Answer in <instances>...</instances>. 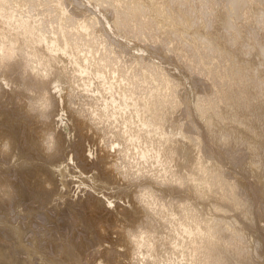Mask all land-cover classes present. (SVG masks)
I'll use <instances>...</instances> for the list:
<instances>
[{
    "label": "bare ground",
    "instance_id": "obj_1",
    "mask_svg": "<svg viewBox=\"0 0 264 264\" xmlns=\"http://www.w3.org/2000/svg\"><path fill=\"white\" fill-rule=\"evenodd\" d=\"M9 94L25 101L19 109L26 113L24 123L14 103L0 107L4 147L12 141L10 157L17 158L16 187L8 181L1 188L19 196L14 213L31 217L50 200L49 190L35 187L43 165L33 163L36 154L23 141L58 103L72 119H85L69 126L59 115L69 138L85 127L112 151L109 162L96 159L91 169L73 156L75 172L51 164L61 188L70 177L100 194L115 176L133 188L102 192L118 223L116 241L91 260L81 249L103 228L83 215V204H55L69 215L54 212L43 221L50 230L39 233L35 220L14 226L18 216L6 218L13 211L7 204L0 264H264V236L253 228L255 221L264 230V0H0V99ZM41 125L37 143L45 154L57 134ZM240 160L243 169L227 166ZM99 163L115 174L101 173ZM115 200L130 211H115Z\"/></svg>",
    "mask_w": 264,
    "mask_h": 264
},
{
    "label": "rangeland",
    "instance_id": "obj_2",
    "mask_svg": "<svg viewBox=\"0 0 264 264\" xmlns=\"http://www.w3.org/2000/svg\"><path fill=\"white\" fill-rule=\"evenodd\" d=\"M200 86H201V89L202 90H208V86H207V84L206 83H204V82H202L201 84H200ZM4 89L5 90H8L9 91V89L8 88H5L4 87ZM6 96H8V97H6ZM10 96V97H9ZM20 96H18V98H16V96H14L13 94H9V95H4V97L3 98H1L0 99V102H1V106L0 107H12L13 106V103H14V105L15 106H13L14 107V109L16 108V110H18L19 111V113H21V111H22V109H19L20 108V106H22V105H24V103H25V101L24 100H20V102H19V98ZM6 98V99H5ZM16 98V99H15ZM10 99V100H9ZM15 99V100H14ZM77 98H75V100H76ZM16 100H17V102H19V103H17L16 102ZM16 102V103H15ZM2 105H4V106H2ZM16 105H18V106H16ZM26 108V107H25ZM61 108H62V105L61 104H59L58 103V105L57 106H52L51 108H49L50 109V111H49V114H48V116H45V118H40L39 119V121L37 120V121H35L34 122V124L33 125H31L30 126V128H29V130H28V137H27V139L26 140H24L23 141V144H25L24 145V148L25 149H27L28 147H29V150H28V153L29 154H31V157L32 158H34L35 159V157H33L32 155L34 154H36L35 156H36V158L37 159H39L40 160V162H38L39 160H34L33 161V163L35 164V165H39V166H42L43 165V167H42V169H40L39 170V172H42V173H40V174H38V176H39V178H37L36 179V177L34 178V179H36V181L39 183V184H37L35 187H37L38 185H40L39 187L40 188H42V185H43V189H46V190H49V194H48V198L50 199V200H48V203L44 206V207H42V206H40L39 207V209H37V210H41L42 209V211H37V210H35L34 211V213H33V215L30 217L29 216V214L27 213V212H20V210H17V212H15L14 213V211H16V209H15V206H14V204L15 203H18L19 202V200H18V197L16 198V194H15V190H14V188L16 187V185H17V183L15 182V172L16 171H13L12 172V170L13 169H15V170H17L18 168H17V165L16 164H14V161H15V159H17V158H15L14 160H12V158L10 157L11 156V154H12V147L14 146L13 144H12V141H10V146L9 147H4V142L6 141V134H8V131H7V129H5L4 127H2L1 125H0V136L2 137L1 139H0V149L3 151L2 153V155H0V171H3L0 175H1V177H0V185H1V181H2V185H3V187H7V182L8 181H11V183H12V185H13V187H10V188H8V189H6V190H4V189H1V188H3V187H0V211H2L3 213H0V215H4L5 214V212L6 211H4V208H6L7 209V204H9L8 205V210L9 211H12V214H9V215H6V218L7 219H10L11 220V218H13V217H15V216H18V218H16V220H15V223H14V226H16L17 224H19V223H21V224H25L26 222H32V221H36V222H39L38 224H39V228L38 229H35L36 230V232H38V231H41V230H39V229H42V230H46V231H49L50 230V226L51 225H44V220H45V218L47 219H49L50 217H49V215H54L55 213H56V216L55 217H58V219H65V217H67L68 215H65L66 214V207H64V205L63 206H59V207H56V205L55 204H62V202L64 201V200H66V201H71V202H73L74 204H76V205H78V206H81L82 204V206H83V208H84V214L83 215H85V216H87V217H91V216H93V219L95 220V221H97V222H100V226L103 228V231L100 229V228H96V236H97V239L94 241V242H90V247L89 246H87V249H85V250H82L81 249V255L82 256H84V257H86V259H88V260H91L92 259V257H93V254L95 253V251H102L104 248L106 249V248H109L110 247V245H111V242H115L116 241V236L112 233L113 231L112 230H114L113 228L115 227V226H117L118 225V223H117V221H116V218L114 217V210H113V208H108V206H107V204H106V202H105V199L101 196V194H102V192H103V194H107V196H110V194H111V196H114V195H116V194H118V193H120L121 191H129V188L130 189H132L133 187H131V186H129V184L128 183H126V181H124V180H119V178L117 177V176H115V178H114V184H113V186L111 185V186H107V188L106 189H100L99 187H97L96 189L98 190V189H100V191H99V193L100 194H97V193H95V192H93L91 189L89 190V189H86L85 191L84 190H82L83 189V187H79V188H77V185L75 184V183H70L71 181H77V179H72V178H70V177H67L65 180L67 181V184H66V188L65 189H62L61 188V186H60V178L58 177V176H56L55 174H52V172H51V169H52V166H50L51 164H53V165H57L58 163H60V162H63V163H67V164H69V170L72 172H75L76 170L74 169V166L72 165V163L68 160L71 156H73L74 157V159L78 162L80 159H85L84 161H86V163H87V168L89 169H91L92 168V166L94 165V162H96L97 160L96 159H101V163H105V162H109L110 161V159H112L109 155H111L112 154V151H110V152H108V150L107 149H105V148H102V146H101V144H98V141H97V137H96V135H94L93 134V131H89V130H87V128H85L84 126V128L83 129H81V130H76V132H72V134H71V138H69L67 135H66V133L64 132V135H65V139H66V141H67V143L68 144H66V145H68V146H65V151H66V154H67V159H64V157L63 156H61L60 154H59V152L57 151V145H58V138H59V134H60V132H61V129H60V125H59V123H58V121H59V115H63V117H62V119H65V116H67V118L70 120V121H68V124H69V126L72 124V123H75L76 121H82V122H84L85 121V119L84 118H82V117H76V119L74 120V119H72L71 117H70V115H68V114H65L64 112H61ZM48 109V110H49ZM53 109V110H52ZM57 109V110H56ZM2 111H3V109H1ZM2 111H0V113H2ZM25 111V110H24ZM24 111H22V117H21V121H23L24 120V116L26 115V113L24 112ZM56 111V112H55ZM58 113V114H57ZM57 114V115H56ZM55 116V117H54ZM53 117V118H52ZM2 120V117H1V115H0V123L1 122H4L3 120ZM45 122L46 124H47V126H49L50 128H53L54 129V132H55V135L57 134V139H56V141H55V143L51 146V148H50V150L49 151H46L45 152V154H43V153H41L39 150H40V144H39V146H38V141H39V136H40V134H39V131L41 130V128L40 127H42V122ZM52 121V122H51ZM24 122V121H23ZM24 123H26V122H24ZM56 125V126H55ZM54 126V127H53ZM40 129V130H39ZM4 131V132H3ZM58 131V132H57ZM32 132H35V135H33L32 134ZM84 133H86V134H84ZM3 134V135H2ZM31 134V135H30ZM5 135V136H4ZM34 136V137H33ZM38 136V137H37ZM95 136V137H94ZM4 138V139H3ZM34 139V140H32V139ZM9 139H11L10 137L9 138H7V140H9ZM28 140H31L32 142V144H30L29 142H28ZM4 141V142H3ZM97 141V142H96ZM38 142V143H37ZM29 143V144H28ZM76 144H78V145H76ZM39 147V148H37V146ZM91 145V147H92V151L94 152V154L93 155H89L88 154V147ZM11 147V148H10ZM32 147V149H30ZM55 148V149H54ZM39 149V150H38ZM95 149H96V151H95ZM102 149V151H99V150H101ZM35 150V151H34ZM32 151V152H31ZM37 152V153H36ZM8 154L7 156H6V154ZM100 155H99V154ZM104 153V154H103ZM106 153H107V155H106ZM111 153V154H110ZM28 154V155H29ZM43 154V155H42ZM238 154H240L239 155V159H246V154H247V152L245 151V150H243V149H239V151H238ZM100 157H99V156ZM97 157V158H95V157ZM104 156V157H103ZM99 157V158H98ZM8 158V159H7ZM91 158H93V160H91ZM6 159V160H5ZM41 159H42V161L44 162H42L41 161ZM87 159V160H86ZM103 159H104V161H103ZM106 159H109V160H106ZM2 160V161H1ZM5 160V161H4ZM20 161H21V159H19L18 161H17V163H20ZM46 161V162H45ZM49 161V162H48ZM5 162V163H4ZM7 163V164H6ZM101 163H99V165L98 166H101V167H103L102 169H103V171H102V169H101V173L103 172L104 174H105V172L106 171H108V172H106V174L105 175H107V176H111V174L113 173V175L115 174L114 172H112L111 171V168L109 167V165H104V164H101ZM3 164H5V165H3ZM101 164V165H100ZM244 164V161L243 160H240L239 161V163H237V165H235V166H229V165H227L228 167H233L234 169H243V167H242V165ZM8 166V167H7ZM10 166H12V167H10ZM47 167V168H46ZM73 167V168H72ZM45 168V169H44ZM105 168V169H104ZM8 169V170H7ZM43 169H44V171H43ZM47 170V171H46ZM48 174V175H46V173ZM5 173H7V175L5 174ZM9 173V174H8ZM5 174V175H4ZM2 175H3V177H2ZM8 175H9V177H8ZM14 176V177H12V176ZM11 176V177H10ZM4 178H6L5 180H4ZM11 179V180H10ZM34 179H32V178H29L28 179V181L29 182H31L32 180H34ZM40 180V182L42 183H40L39 182V180ZM116 180V181H115ZM119 180V181H118ZM5 181V182H4ZM14 181V182H13ZM70 181V182H69ZM11 183H10V185H11ZM69 184H70V188H68L69 187ZM74 184V185H73ZM32 185V184H31ZM126 185H128V186H126ZM44 186H45V188H44ZM33 187V186H32ZM116 187V188H115ZM13 188V189H12ZM71 188H73V189H71ZM122 188V189H121ZM12 189V190H11ZM81 189V190H80ZM126 189V190H125ZM2 190H3V192H2ZM11 190V191H10ZM7 193H6V192ZM62 192L63 194H65L64 195V198H63V200H60V199H57L58 197H57V193L58 192ZM73 191V192H72ZM5 192V193H4ZM13 192V193H12ZM86 192H88L87 193V197H86ZM90 192V193H89ZM110 193V194H109ZM77 194V195H76ZM84 194H85V196H84ZM53 195V196H52ZM94 195V196H93ZM98 195V196H97ZM93 196V197H92ZM5 197V198H4ZM9 197H11V198H16V199H14V200H12V199H8ZM96 197H98V199L96 198ZM71 198V199H70ZM81 200H80V199ZM2 199V200H1ZM84 199V200H83ZM8 200V201H7ZM9 200H10V202H9ZM12 200V201H11ZM74 200V201H73ZM80 200V201H79ZM82 200H83V202H82ZM13 201H14V203H13ZM54 201V202H53ZM76 201V202H75ZM77 201H79V202H77ZM118 201V202H117ZM3 202V203H2ZM7 202V203H6ZM98 202H100V203H98ZM103 202V203H102ZM115 202H116V209H115V211H118V209H119V211L121 210L120 208L121 207H123V209H126L127 211H130V209L129 208H127L128 206H126V205H124V204H122V202L120 201V200H115ZM50 203V204H49ZM78 203V204H77ZM79 203H80V205H79ZM103 205H102V204ZM5 204V205H4ZM12 206H11V205ZM66 204V203H65ZM101 204V205H100ZM2 205V206H1ZM51 205V206H50ZM53 206V207H52ZM105 206V207H104ZM2 207H3V209H2ZM11 209H10V208ZM51 207V208H50ZM106 208V209H105ZM56 209V210H55ZM58 209V210H57ZM62 209V210H61ZM111 209V210H110ZM57 211V212H56ZM55 212V213H54ZM7 213V212H6ZM17 213V214H16ZM40 213L42 214V215H40ZM43 213H44V215H43ZM46 213V214H45ZM130 214H132V213H130ZM9 216V217H8ZM24 217V218H23ZM35 217V218H34ZM36 217H38V218H36ZM22 220V221H21ZM39 220V221H38ZM34 221V222H35ZM10 223V222H9ZM33 223V222H32ZM254 223H255V221L253 222V228L254 229H257V232L260 234V235H263L264 236V230H262V225H260V223H257V228H256V226L254 225ZM34 224V223H33ZM61 225L62 224H64V222H61L60 223ZM2 225H5V224H2ZM1 225V226H2ZM8 225H10V224H6L5 226L6 227H9ZM255 226V227H254ZM50 227V228H49ZM69 227V226H68ZM52 228H54V226L52 227ZM64 228H66L65 226H63V229H60V231H59V233H63L64 232ZM69 229L71 230V231H75L76 229H79V225H77V224H75V226H74V228H71V227H69ZM101 231H102V233H101ZM52 232H53V230H52ZM39 233V232H38ZM41 233V232H40ZM105 233H106V235H105ZM258 233H256V235H258ZM6 234H8L7 232H6ZM76 239H77V237H76V235H74V239H73V242H75L76 241ZM5 240V239H4ZM111 241V242H110ZM264 241V240H263ZM59 243L58 244H60V241H58ZM76 243V242H75ZM102 245H104V246H102ZM116 251V250H115ZM115 254H116V252H112L110 255L111 256H115ZM87 255V256H86ZM116 260H119V258H115ZM121 260V259H120ZM37 261V262H36ZM36 261H34V262H36V264H38L39 263V261L38 260H36ZM256 261V260H255Z\"/></svg>",
    "mask_w": 264,
    "mask_h": 264
},
{
    "label": "snow or ice",
    "instance_id": "obj_3",
    "mask_svg": "<svg viewBox=\"0 0 264 264\" xmlns=\"http://www.w3.org/2000/svg\"><path fill=\"white\" fill-rule=\"evenodd\" d=\"M58 114V113H57ZM67 144V141L65 139V135L63 130H61L60 134H59V138H58V145H57V151L59 152V154L61 156L64 157V159H67V154L65 151V146ZM0 187H3V185H0ZM122 202V201H121ZM134 207V206H133Z\"/></svg>",
    "mask_w": 264,
    "mask_h": 264
}]
</instances>
